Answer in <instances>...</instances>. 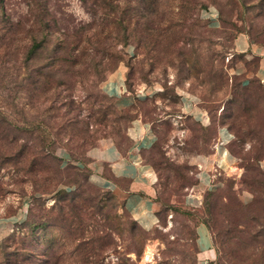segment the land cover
<instances>
[{"label": "rangeland", "instance_id": "374dc122", "mask_svg": "<svg viewBox=\"0 0 264 264\" xmlns=\"http://www.w3.org/2000/svg\"><path fill=\"white\" fill-rule=\"evenodd\" d=\"M240 31L264 47V0H0V264H264V82L253 76L259 57L234 47ZM34 41L42 46L29 54ZM116 71L128 106L104 92ZM102 110L115 121L96 118ZM123 112L155 136L142 151L157 175L150 229L84 171L58 168L72 144L68 118L78 136L111 138L125 150L129 125L113 128L131 124ZM221 118L234 125L227 162L213 159ZM32 153L39 173L28 171ZM66 183L74 200L53 193ZM46 218L58 226L30 229ZM201 219L210 258L197 243Z\"/></svg>", "mask_w": 264, "mask_h": 264}, {"label": "crops", "instance_id": "0c3cea01", "mask_svg": "<svg viewBox=\"0 0 264 264\" xmlns=\"http://www.w3.org/2000/svg\"><path fill=\"white\" fill-rule=\"evenodd\" d=\"M216 25L217 22H214ZM234 47L239 52L257 55V65L253 76L260 82H264V47L251 42L249 33L240 31L234 37ZM245 79L250 80L248 75ZM124 72L116 71L104 81V92L115 98L122 106L132 103L130 95H124ZM193 116L203 118L207 123L205 114L201 109L193 105ZM129 146L123 150L113 139L100 138L94 146L88 149L86 158L78 164L89 171V180L104 189L111 191L120 197L130 216L136 219L140 227L150 229L157 224L156 216V189L157 175L155 170L142 160V151L148 149L154 142L155 136L150 126L142 119L134 118L128 126ZM232 133L226 127H220L218 138L227 142ZM218 155V157H217ZM61 162L65 166L70 158L67 151L60 153ZM229 158L225 144L217 151L214 161H225ZM24 214L13 216L9 222L23 220ZM197 243L200 254L204 258L214 255L209 230L205 224H198Z\"/></svg>", "mask_w": 264, "mask_h": 264}, {"label": "trees", "instance_id": "16d2710c", "mask_svg": "<svg viewBox=\"0 0 264 264\" xmlns=\"http://www.w3.org/2000/svg\"><path fill=\"white\" fill-rule=\"evenodd\" d=\"M105 1L106 0H95V2L98 5H103V3H105ZM43 27H45V26H43ZM57 42L58 43L56 44L55 50L60 51L61 48H62V46H65V41L62 39V37H60ZM40 46H42V45H41V43H39V41L38 42L37 41L36 42L34 41L32 43V45L30 46V48H29V54L31 52L35 51ZM59 59H60V57H59ZM256 65H257V61L255 63V67H256ZM46 66L47 65H44L43 68L46 67ZM40 75L42 77H44V78L46 77V73L45 72H43ZM250 82H251V80H247V79L244 78V79H242L240 81V84H241V86H246ZM90 116H91V114H90ZM135 117H136L135 114H130V112L129 113L128 112L127 113L123 112V113L120 114L119 119L125 118L127 120V122H131ZM96 118H99V120L102 121V122H104L105 120H110L112 122L115 121V119L109 118V112L108 111H103V110L102 111H99V113L96 115ZM75 119L76 118H74V117L73 118H68V122L65 124V126L68 128V130H67V133H68L67 140H69L70 143H72L67 148V152H68L70 158L67 160L68 162H67V164L65 166H69V167H73V168L77 169V173H80V172L82 173L84 171L83 174H84L85 180L88 181L89 180V171L87 169L81 168L80 165L78 164V162L80 160L86 158V153H87L88 149H90L92 146L95 145V139H96V137L95 138H92V134L90 132L87 133L86 135H83V136H78L76 133H74L73 126H74V124H76V120ZM219 122H220V125L219 126H222V125L225 126L226 125L225 127L228 130L234 128V125H233V122L232 121L229 122L228 120H226L224 118H221ZM128 125L129 124L127 123L126 125H124L123 128L120 127V126H116L115 125V126H113V128H115L114 130H116V133H120L124 129L126 131V129L128 128L127 127ZM87 131H89V130H87ZM106 134H107V132H105L104 135H106ZM21 151H24V152H22V153H24L23 154L24 155L23 156L24 157L23 159L24 160H27L28 156H30L31 148L30 147H28V148L27 147H24V148H21L20 152ZM32 154H33V157H30L28 159V162H29V164H28L29 165L28 166L29 167L28 168V171L35 169V171L37 173H39L40 171H43L44 170V168H42V166H44V165H42L41 168H37L36 169L35 167L39 163L36 164L37 163L36 162L37 161V158H35V157H37L38 154H35V153H32ZM43 154H44L43 156L46 157L47 155L50 154V152L48 150H45ZM56 159L58 161V168L59 169L62 168L63 162H61V158L60 157H57ZM246 168L248 170L255 169V167H254L253 164H250L248 166L246 165ZM46 177L49 179V177H50L49 174L46 175ZM72 184H74V181H73ZM72 184L71 183L70 184L69 183H66V184L63 185V187H56L54 189V192L53 193H57V195H59V198L62 199V200H67V199L74 200L75 197H77V195H75V194H73L71 192V191H73V185ZM63 209H64V203L59 206V211L61 212V216L64 214ZM60 212H59V214H60ZM200 221H202L203 223H206V224L208 223L207 221H205L203 219H201ZM133 222L136 225H139L137 223V221H136L135 218H133ZM28 224H31L30 225V229H32V230L33 229H36L37 227H42V228L45 229L48 226H53V225L54 226H56V225L58 226L57 223H55L54 221H52V223H51L50 219H47V218L45 220H42L41 222H35V221H32L31 220L30 223H28ZM32 252L33 251L30 250L28 253L30 254Z\"/></svg>", "mask_w": 264, "mask_h": 264}, {"label": "built area", "instance_id": "2783aa9c", "mask_svg": "<svg viewBox=\"0 0 264 264\" xmlns=\"http://www.w3.org/2000/svg\"><path fill=\"white\" fill-rule=\"evenodd\" d=\"M208 15H209L208 17L211 19V21L215 22L217 20V14L215 12L210 11V12H208ZM187 105L193 106L195 104L191 101V102H188ZM226 142H227L226 140H221L220 141V144H225ZM188 197H189V200L192 201V200L195 199L196 196H195V194H193V193L190 192V194H189Z\"/></svg>", "mask_w": 264, "mask_h": 264}]
</instances>
